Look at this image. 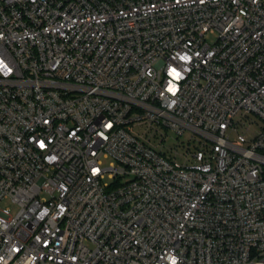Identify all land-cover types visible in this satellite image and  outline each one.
Segmentation results:
<instances>
[{
  "label": "built area",
  "instance_id": "1",
  "mask_svg": "<svg viewBox=\"0 0 264 264\" xmlns=\"http://www.w3.org/2000/svg\"><path fill=\"white\" fill-rule=\"evenodd\" d=\"M0 62V264H264V0H0Z\"/></svg>",
  "mask_w": 264,
  "mask_h": 264
},
{
  "label": "rangeland",
  "instance_id": "2",
  "mask_svg": "<svg viewBox=\"0 0 264 264\" xmlns=\"http://www.w3.org/2000/svg\"><path fill=\"white\" fill-rule=\"evenodd\" d=\"M254 130H257L259 128V125L255 124L253 126ZM135 130L143 131V128L141 127H135ZM160 133H163L165 135L164 140V151L167 153L171 152V149L173 151H177V160L180 163H191L194 161V159L190 156H186V153L188 151L194 152L199 147V141L198 139H190L191 133L190 131H186L182 136H177L172 131H167L163 128H159V137L154 138L153 142L158 143L160 142L161 135ZM10 207L12 212L15 213L18 210V206L15 205L10 199H5L0 203V208Z\"/></svg>",
  "mask_w": 264,
  "mask_h": 264
},
{
  "label": "clouds",
  "instance_id": "3",
  "mask_svg": "<svg viewBox=\"0 0 264 264\" xmlns=\"http://www.w3.org/2000/svg\"><path fill=\"white\" fill-rule=\"evenodd\" d=\"M0 65H2V62H0ZM170 90L173 91V92L176 91L175 88H172V89H170ZM168 259H169L170 264H178V258H177L176 256H174V255H169Z\"/></svg>",
  "mask_w": 264,
  "mask_h": 264
},
{
  "label": "snow or ice",
  "instance_id": "4",
  "mask_svg": "<svg viewBox=\"0 0 264 264\" xmlns=\"http://www.w3.org/2000/svg\"><path fill=\"white\" fill-rule=\"evenodd\" d=\"M173 71H174V74L178 75V73H175V70H173Z\"/></svg>",
  "mask_w": 264,
  "mask_h": 264
}]
</instances>
